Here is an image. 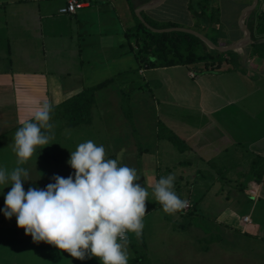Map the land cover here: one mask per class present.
<instances>
[{
  "label": "rangeland",
  "instance_id": "374dc122",
  "mask_svg": "<svg viewBox=\"0 0 264 264\" xmlns=\"http://www.w3.org/2000/svg\"><path fill=\"white\" fill-rule=\"evenodd\" d=\"M181 4V1L177 2L175 16L165 14L170 13L167 10L160 11L159 15L165 14L178 25L188 27L181 23L183 18L178 16ZM127 14L131 15L134 24L132 12ZM30 19H34L33 13ZM157 21L161 22L159 18ZM198 23L196 20L195 25ZM202 24L206 26L204 22ZM201 30L200 33L209 38L207 31ZM8 36L7 28H1L2 56L9 54L7 45L11 41L7 40ZM94 44L97 43L94 41ZM34 48L35 58L38 59L41 49L37 45ZM98 51L102 52V57L97 55ZM98 51H91L93 57H88V62L85 58L82 64L72 66L73 71L84 78L86 87L112 79L108 85L95 91L96 103L89 124L68 126L62 118L50 116L48 109L44 114L30 115L27 125L19 123L8 128L0 125V264H264V237L244 232L246 224L240 221L252 206L249 194L259 195L258 188L252 189L251 186V193L247 188L257 181L254 172L261 165L258 159L244 162L229 173H223L221 167L219 174L213 178L220 200L208 201L207 205L200 201L206 195L202 188L195 195L199 200L189 198V193L185 194L186 190L189 191L185 181H190L192 173L181 181L174 177L177 180L173 182L175 187L171 188L174 189V193L171 192L175 196L173 199L176 198L174 203L170 202L172 199L164 204L153 201L143 172L141 186L126 190L128 184L124 182L136 180L133 174L138 173V169H132L130 177H125L128 174L126 171L114 170L113 167L122 163L129 166L131 154L123 155L125 161L117 159L119 162H113L108 158L106 132L112 126L109 130L105 121L125 122L128 126L129 120H132L131 123L149 120L145 110L134 114V109L139 111L141 106L150 105L151 92L155 87V81L151 80H175L177 76L184 83L180 85L181 80H176V83L183 87L188 86L191 80L186 79V67L149 72V68L140 65L146 71L140 77L137 72L139 65H136L139 62L133 51L127 57L118 58H113L114 53L108 48ZM225 56H221L220 64L235 67V61ZM3 61L0 69L7 67L8 60ZM130 64L132 68H128ZM185 66L196 70L199 64ZM250 74L248 83L240 80L237 87L226 85L225 95L234 99L230 105L249 108L248 116L264 118V70L253 68ZM128 78L135 83L129 85ZM129 87L135 90L129 92ZM107 111L112 113L108 120L105 118ZM166 112L175 116V122H179L178 119L183 122L184 115L180 110L172 113L166 109ZM129 116L132 119H128ZM135 116L138 117L136 120ZM250 121H241L238 127L247 128L253 138L258 130L249 128ZM28 125L40 126L45 134L41 137L30 135ZM121 134L122 131L119 136ZM132 137L135 142L137 138L135 135ZM218 138H214V142L224 147L226 141ZM123 173L125 176H121ZM243 179L246 181L243 182ZM85 189L92 191L95 199L99 198L102 215H95L87 223L83 221L70 225L67 220H74L70 217V204L76 202L79 190ZM85 194L84 191L83 196ZM182 203H189L188 209L181 208ZM253 206L258 218L255 219L249 212L252 220H264L259 212L261 205L256 202ZM111 220H119L121 224L137 222V228L121 240L117 236L120 224Z\"/></svg>",
  "mask_w": 264,
  "mask_h": 264
},
{
  "label": "crops",
  "instance_id": "0c3cea01",
  "mask_svg": "<svg viewBox=\"0 0 264 264\" xmlns=\"http://www.w3.org/2000/svg\"><path fill=\"white\" fill-rule=\"evenodd\" d=\"M152 1L154 0H88V4L78 8L75 13L62 14L58 9L65 0H0V29L7 28L9 35L7 40L9 38L11 41L7 45L9 54L0 55V64L3 59L8 60L7 63L5 62L7 67L0 69V125L3 128L19 123L27 125L30 115L51 109L86 87V81L79 72L73 71L72 66L81 63L85 58H92L91 51L94 49L98 51L108 48L113 51V58L133 54L129 51L125 37L126 29L133 24L131 15L127 14L131 11L130 4L134 6L135 13L136 8ZM179 1L182 2L178 15L183 18L181 23L191 28L195 27L193 29L199 32H202L203 28L215 44L224 46L244 38L240 17L253 0H210L211 7L218 16L215 22L207 24L205 22L206 26H202V21L195 25L196 19L191 14L189 5L197 0H163L158 5L143 8L139 13H144L156 21L159 18L161 22L177 24L165 14L175 16L174 11ZM8 7L11 8L8 10ZM263 7L264 0H258L254 9L245 14L244 23L250 34L254 30L248 27L247 19L252 15L258 16ZM165 10L170 13L159 15L160 11ZM32 13L34 19H30ZM251 40V43L244 48L230 50L233 51L232 55H235V67L221 65L217 71L204 72H195L185 65L149 68V72H153L186 67V79H190L191 82L189 81L188 86L183 87L176 83V80L182 81L180 85L184 83L183 79L177 76L175 80L171 79L172 81L168 78L151 80L155 81V87L151 92L150 105L141 106L139 111L138 108L134 109V114H140L145 110L149 114V120L135 121L133 126H127L125 122L120 124L119 121H105L108 129L112 126L111 130L106 132L109 145L108 158L113 162H119L117 159L125 161L126 158H123V155L131 154L129 166L122 163L113 167L114 170L126 171L128 174L125 176L123 173L121 176L130 177L129 172L133 171L132 169H138V173L133 174L137 177L136 180L124 182L128 184L126 190H135L141 186L143 172L152 200L158 204H164L165 201L172 199L170 202L174 203L176 199H173L174 189L171 190L175 187L173 182L181 181L192 173L190 181H185L189 186V191L186 190L185 194L189 193L187 195L189 198L199 200V197L195 195L202 188V192L206 195L200 201L206 202L207 205L208 201L220 200L213 178L215 174H219L221 167H223V173H229L247 161L258 159L261 164H264V118H257L256 115L248 116L249 108L242 107L243 110H241L238 106L230 105L229 103L234 99L225 95L226 85L234 88L239 85L240 80L248 83V79H251L250 71L253 68L258 71L264 70V58L253 53V45L260 41H254L252 37ZM35 45L41 49V57L38 59L35 58L37 55L34 52ZM97 55L102 57V52L98 51ZM75 59L77 62H74ZM136 65H139L137 72L142 77L141 75L146 72L143 69L144 66L141 67L139 63ZM132 67L130 64L128 68ZM190 72H193L194 76H191ZM127 80L129 85L135 83L129 78ZM165 80L167 82L163 87L162 83ZM161 87L165 90L163 91ZM179 87L182 88L179 89ZM134 90V87L127 89L129 92ZM246 94L247 91H245ZM218 99L223 100L224 103H220ZM166 109L172 113L180 110L184 115L183 122L182 119L175 122V116L166 112ZM111 115L112 113L107 111L105 118L108 120ZM24 117L25 119L21 120ZM136 118L138 117L135 116V120ZM248 119L251 120L249 128L258 130V134L253 138L250 137L251 132L247 128L238 127L241 121L247 122ZM117 125L120 126L116 128ZM117 129L122 131L121 136ZM240 129L241 131L237 132ZM128 134L131 135V139ZM132 135L137 138L135 142ZM214 138L226 141V145L221 147L214 142ZM175 176L178 177L177 180ZM263 179L264 165L262 178L247 187L248 193H251V186H253L252 189L258 188V196L255 197L253 194L248 196L252 203L249 212L255 219L258 218V213H255L256 208L253 206L256 202L261 205L259 212L264 218ZM245 181L246 179L243 182ZM79 191L80 195L76 196V202L73 201L70 204L72 214L70 217L74 219L67 220L70 225L83 221L87 223L94 219L95 215H102L98 204L99 198L95 199L92 191L87 189ZM84 191L86 194L83 196ZM35 212L39 213V211ZM249 212L246 211L243 214L250 218L244 232L264 237V220H252ZM30 213V211L27 212L29 215ZM111 221L121 225L119 220ZM240 221L242 224V218ZM131 223L137 224L130 221L127 224ZM224 225L227 226V223L225 222Z\"/></svg>",
  "mask_w": 264,
  "mask_h": 264
},
{
  "label": "trees",
  "instance_id": "16d2710c",
  "mask_svg": "<svg viewBox=\"0 0 264 264\" xmlns=\"http://www.w3.org/2000/svg\"><path fill=\"white\" fill-rule=\"evenodd\" d=\"M189 7L191 14L197 22L202 21L207 24L208 22H215L217 20L218 14L211 7L210 0H197L196 2H191ZM130 8L135 22L126 29L125 37L130 48L129 51H133L141 66L155 68L199 64L195 71L204 72L219 70L221 68V56L227 55L228 59L236 61L235 55H232L233 51L219 52L218 50L211 49L194 34L183 31H154L135 15L132 4H130ZM140 15L153 28L180 26L173 22H158L144 13ZM247 25L250 30H254V32H251L252 39L260 41L253 45L254 55L264 58V7L258 16L252 15L248 17ZM227 56L225 57L227 58ZM111 81L112 79H107L94 86L83 87L76 94L51 108L48 114L62 118L68 126L89 124L92 121V109L96 103L95 91L105 87ZM127 112L128 110L125 109V113ZM128 119H132V116H129ZM131 122L132 120H129V124L133 126L134 122ZM27 130L34 137H41L45 134L40 126L32 125ZM263 165L262 163L258 170L254 172L257 181L262 178Z\"/></svg>",
  "mask_w": 264,
  "mask_h": 264
},
{
  "label": "water",
  "instance_id": "95a60500",
  "mask_svg": "<svg viewBox=\"0 0 264 264\" xmlns=\"http://www.w3.org/2000/svg\"><path fill=\"white\" fill-rule=\"evenodd\" d=\"M162 1L163 0H154L152 2L145 3V4H143L140 7L135 9V13L138 15L140 20L143 21L146 26L150 27L154 31H159V32H163V31H183V32H188V33L196 35L201 40H203L209 47L214 48V49L218 50L219 52H225V51H230V50H234V49H241V48H244L247 44H250L251 41H252L251 40L250 31L245 27L244 19H245V14L248 11L254 9V7L256 6L258 0H253V3L247 9H245L243 11V13L241 14L240 25H241V28H242V32L244 33V38L242 40L233 41V42H231V43H229L227 45H224V46L215 44L207 36H205L204 34L200 33L197 30H194V29H192L190 27L169 26V27H164V28H153V27L149 26L144 21V19L141 17L139 11L142 10L143 8H149V7H152L154 5H158Z\"/></svg>",
  "mask_w": 264,
  "mask_h": 264
},
{
  "label": "built area",
  "instance_id": "2783aa9c",
  "mask_svg": "<svg viewBox=\"0 0 264 264\" xmlns=\"http://www.w3.org/2000/svg\"><path fill=\"white\" fill-rule=\"evenodd\" d=\"M88 4V0H65V3L59 7L58 11L62 14H71L75 13L78 8L84 7ZM191 76H194L193 72H190ZM189 203H182L181 208L188 209ZM250 222L249 216L245 215L242 217V224L245 225L246 223ZM137 226L134 223L131 224H121L118 228L117 236L119 239L124 240L126 239L127 233L129 231L136 230Z\"/></svg>",
  "mask_w": 264,
  "mask_h": 264
}]
</instances>
